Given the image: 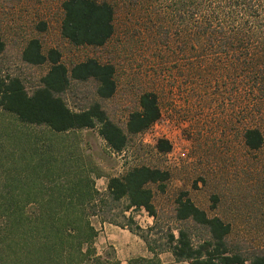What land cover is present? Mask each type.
<instances>
[{"label": "rangeland", "instance_id": "374dc122", "mask_svg": "<svg viewBox=\"0 0 264 264\" xmlns=\"http://www.w3.org/2000/svg\"><path fill=\"white\" fill-rule=\"evenodd\" d=\"M107 1L113 7V31L103 44L94 46L73 45L60 36L61 0H0L4 42L0 74L17 75L31 89L47 63L33 65L21 60L20 51L30 37L39 39L43 52L56 47L66 65L88 56L109 61L114 65L115 90L100 102L122 127L128 111L138 107L140 92L155 89L159 117L143 131L128 135L120 152L108 150L95 127L69 131L65 143H70L82 161L89 162L93 175L99 172L93 177L99 192L104 191L108 175L118 174L128 165L145 163L169 170L163 191L149 184L155 218L150 216L148 223L149 215L142 208L124 211L143 226L154 223V236H162L167 228L175 232L179 223L172 218L174 199L178 191L185 190L196 205L230 224V245L246 253L263 249L264 98L253 100L230 77L247 71L242 66L246 59L264 57V44L257 37H251L249 43L241 39L237 44L235 37L231 45L223 43L231 34L230 24L216 20L211 26L221 25L222 32L214 27L206 39L196 37V22L190 16L192 0ZM263 4L253 13L241 9L243 4L237 5L238 22L231 24L237 26L245 18L249 29H255L264 21ZM235 31L241 35L244 29ZM93 88L91 80L72 82L63 98L76 108L92 98ZM246 125H256L262 133L256 149L243 142ZM159 137L170 144L165 152L154 148ZM121 204L119 201L110 211L117 221L123 220ZM189 225L193 240L205 236L202 227Z\"/></svg>", "mask_w": 264, "mask_h": 264}, {"label": "trees", "instance_id": "16d2710c", "mask_svg": "<svg viewBox=\"0 0 264 264\" xmlns=\"http://www.w3.org/2000/svg\"><path fill=\"white\" fill-rule=\"evenodd\" d=\"M261 2L264 0H192L190 16L196 22V37L206 39L214 27L222 32L221 25L211 26L216 20L230 24L231 34L223 43L231 45L232 37L239 39L237 44L241 39L249 43L251 37H257L264 44V21L252 30L245 18L237 26L231 24L238 22L237 5L243 4L241 9L253 13ZM60 8L59 34L73 45H101L113 31V7L107 0H61ZM261 10L264 14V4ZM237 28L239 32L244 29L241 35L234 34ZM3 47L0 36V53ZM20 58L33 65L46 62L47 67L29 90L17 75L0 74V264H119L110 249L97 252L93 244L96 230L90 221L93 214L126 226L148 248L168 249L176 259L191 264H264V248L246 253L230 245V224L196 205L185 190L178 191L174 199L172 218L179 223L175 232L167 228L162 236H154V223L140 226L124 211L142 208L155 218L149 184L163 191L169 170L145 163L128 165L118 174L108 175L104 191L99 192L93 182L99 172L93 175L89 162L82 161L70 143H65L69 131L95 127L108 150L120 152L128 135L143 131L159 117L155 89L140 92L138 107L128 111L122 127L100 102L115 90L111 62L88 56L66 65L56 47L43 52L37 37L26 40ZM242 64L247 71L230 79L260 101L264 98V57H251ZM86 80L94 84L92 98L82 106L70 107L64 92L72 82ZM242 137L250 149L258 148L263 140L256 125L244 126ZM154 148L165 152L170 144L159 137ZM211 197L216 200L214 194ZM119 201L122 221L110 212ZM188 222L202 227L205 236L193 240Z\"/></svg>", "mask_w": 264, "mask_h": 264}, {"label": "crops", "instance_id": "0c3cea01", "mask_svg": "<svg viewBox=\"0 0 264 264\" xmlns=\"http://www.w3.org/2000/svg\"><path fill=\"white\" fill-rule=\"evenodd\" d=\"M90 221L96 230L93 244L97 252L110 249L119 264H191L189 260L176 259L168 249L148 248L139 235L124 225L106 221L96 214L91 215Z\"/></svg>", "mask_w": 264, "mask_h": 264}]
</instances>
